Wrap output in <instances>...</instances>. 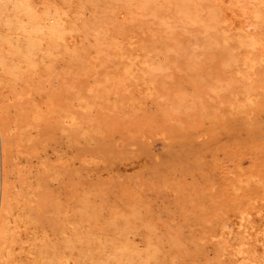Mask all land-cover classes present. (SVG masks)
<instances>
[{"label":"rangeland","instance_id":"obj_1","mask_svg":"<svg viewBox=\"0 0 264 264\" xmlns=\"http://www.w3.org/2000/svg\"><path fill=\"white\" fill-rule=\"evenodd\" d=\"M14 1L20 3L17 5ZM49 1L29 0L27 5V0L24 3L0 0V13L3 11L2 16L9 18V21L0 20L3 28L0 58L4 59L0 62L7 65L2 68L5 71H0V85L3 76L7 79L2 81L4 89L1 86L0 90L6 92H0L1 97L8 94V98L2 99H8L4 102L10 106L3 102L10 110L0 112L4 116L0 115L4 118L0 123L7 128L11 126L7 141L12 147L8 144L7 150L16 166L9 161V174L19 173L10 179L16 182L14 185L11 181L16 187L28 177L25 182L35 196L33 193L28 196L34 207L31 203V210L25 206L27 212L35 213L29 212V215L32 220H38L36 224L39 221L45 224L49 217L51 221L47 219L46 225L53 224L49 226V233L53 231V235L48 239L46 231L41 236L44 229L39 230L43 241H48L44 243L41 238L36 241L39 244L35 249H40H36L37 254L42 251L37 261L42 258L41 264L45 261L56 264L59 261L56 255H59L68 264L82 261V264H252L247 256L251 251L254 256H260L256 255L255 261L261 258L256 263L264 264V243H261L264 242V0H208L210 4L207 0H201L202 3L200 0H139L141 4L138 0H125L129 6L124 0ZM13 3L20 11L14 9ZM118 3L126 4V10ZM57 4L63 11L58 10ZM114 8H119V15ZM32 9L36 13L40 10L44 17L39 12L35 15ZM216 11L219 15L214 20L217 18L218 22L210 17ZM59 14L65 17L61 20ZM58 16L60 24L54 23ZM17 19L21 20L20 24ZM61 21L64 28L69 23L73 25L70 31L75 25L78 30L68 31L69 25L68 36L61 28ZM201 21H206V25ZM221 21L224 27L219 26ZM38 23H43L45 28ZM2 26L9 27L10 31L6 32ZM55 30L59 33L55 34L63 36L62 40L52 36ZM206 30L208 34L213 31L212 35ZM19 31L28 37L33 34L32 39L29 37L33 45ZM60 31L66 32L67 39ZM219 32L225 37V43L219 40L222 39ZM216 33L220 38H216ZM46 34L52 38L45 40ZM41 36L45 41L38 42ZM33 37L39 39L36 41ZM53 38L55 44V40L51 42ZM12 39L18 43H11ZM255 41L259 44H254ZM67 42L70 44L65 45L67 49L63 47L65 51L62 44ZM19 51L23 52L21 56ZM21 57L25 64L21 61L22 67H18L14 62L18 65ZM6 71H9L7 75ZM10 73L14 75L11 78ZM10 93L17 96L19 93L23 103L13 94L18 98L12 95L15 104ZM42 104H48V108ZM36 111L42 115L38 116ZM35 113L38 119L34 118ZM15 122L19 126L14 127ZM22 124L28 127L25 132ZM31 125H38L35 127L38 130ZM29 126L33 130L31 134ZM2 127L0 124V204ZM27 134H33L31 138L36 139L27 141L30 139ZM42 141L48 145H44L47 149L39 145ZM15 142L19 147L14 146ZM32 153L50 158L51 164H46L49 166L46 169L52 166V170L43 172L44 168L35 163L34 167ZM27 165L31 166L29 172H34V168L39 172L28 174ZM27 179L36 181L32 188L37 189L32 190V183ZM40 198L45 203L41 201L40 205ZM41 214L49 215L45 218ZM42 227L46 230L45 225L39 229ZM248 242L256 244L248 245ZM225 245L233 252L224 251ZM43 251L47 252L46 257L41 255ZM50 255L55 257L48 261Z\"/></svg>","mask_w":264,"mask_h":264},{"label":"bare ground","instance_id":"obj_2","mask_svg":"<svg viewBox=\"0 0 264 264\" xmlns=\"http://www.w3.org/2000/svg\"><path fill=\"white\" fill-rule=\"evenodd\" d=\"M3 1H5V0H3ZM8 1H9V0H7V2H8ZM28 1H29V0H27V5H29ZM43 1H44V0H43ZM48 1H49V0H48ZM50 1H52V2H53V1H54V2H57V1H55V0H50ZM50 1H49V2H50ZM126 1H127V0H126ZM138 1H139V0H138ZM193 1H194V0H193ZM200 1H201V0H200ZM204 1H205V0H204ZM207 1H208V0H207ZM207 1H206V2H207ZM212 1H213V0H212ZM212 1L210 0V2H212ZM7 2H6V3H7ZM25 2H26V1H25ZM30 2H31V1H30ZM58 2H61V3H62V0H61V1H58ZM58 2H57V3H58ZM63 2H64V0H63ZM124 2H125V0H124ZM127 2H128V1H127ZM141 2H142V0H141ZM210 2L208 1V4H210ZM217 2H218V1H217ZM0 3H1V2H0ZM2 3H3V2H2ZM9 3H10V2H9ZM14 3H15V1H14ZM14 3H13V5L17 4V3H15V4H14ZM19 3H20V2H19ZM19 3H18V4H19ZM22 3H24L23 0H22ZM67 3H68V2H67ZM125 3H126V2H125ZM143 3H144V2H143ZM143 3H142V5H143ZM145 3H146V2H145ZM196 3H197V2H195V4H196ZM199 3H200V2H199ZM201 3H202V1H201ZM4 4H5V3H4ZM18 4H17V5H18ZM42 4L44 5V3H42ZM51 4H52V3H51ZM54 4H56V3H54ZM63 4H64V3H63ZM65 4H66V3H65ZM109 4H110V3H109ZM122 4H123V3H122ZM126 4H127V3H126ZM126 4H125V5H126ZM139 4H141L140 1H139ZM204 4H207V3H204ZM211 4H212V3H211ZM1 5H2V4H1ZM21 5H22V4H21ZM24 5H25V4H24ZM30 5H31V3H30ZM46 5H47V4H46ZM52 5H53V4H52ZM52 5H51V6H52ZM69 5H70V4H69ZM69 5H67V6L70 7L71 5H70V6H69ZM116 5H117V4H116ZM116 5H115V6H116ZM118 5L120 6L119 3H118ZM125 5H124V6L121 5V6L125 9ZM127 5H128V4H127ZM197 5H198V3L196 4V6H197ZM218 5L221 6L220 3H219ZM11 6H12V2H11ZM15 6H16V5H15ZM15 6H14V7H15ZM25 6H26V5H25ZM25 6L22 5V7H25ZM31 6H32V5H31ZM47 6H48V5H47ZM54 6H55V5H54ZM60 6H62V4H61ZM67 6H66V7H67ZM73 6H74V5H73ZM121 6H120V7H121ZM128 6H129V5H128ZM128 6H127V7H128ZM12 7H13V6H12ZM20 7H21V6H20ZM22 7H21V8H22ZM29 7H30V6H27V7H25V9H26V8L28 9ZM42 7H43V6H42ZM57 7H59L58 4H57ZM57 7H56V8H57ZM109 7H110V6H109ZM116 7H117V6H116ZM127 7H126V8H127ZM211 7H213V6L211 5ZM17 8H18V7L16 6V8H14V9L17 10ZM49 8H50V7H49ZM53 8H55V7H53ZM62 8H64L65 10H67V8H65V6L62 7ZM216 8H217V7H216ZM3 9H4V8H3ZM3 9H2V10H3ZM12 9H13V8H12ZM22 9H23V8H22ZM29 9H31V7H30ZM34 9H35V11H36V8H34ZM34 9H32V13H36V12H33ZM47 9H48V7H47ZM47 9L44 10V11L46 12V14H47ZM57 9H58V8H57ZM60 9H61V7H59L58 10H60ZM75 9H76V8H75ZM109 9H110V8H109ZM114 9H115L116 11H114V10H112V11H114L115 14H118L119 12H117V10H118L119 8H118V9H117V8H114ZM120 9H121V8H120ZM127 9H128V8H127ZM142 9H143V8H142ZM219 9H220V8H219ZM219 9L217 10L218 12L221 11V9H220V10H219ZM16 10H15V12H16ZM18 10H19V8H18ZM41 10H42V8H41ZM55 10H56V9H55ZM61 10H62V9H61ZM68 10H69V9H68ZM68 10H67V11H68ZM72 10H73V9H72ZM125 10H126V9H125ZM19 11H20V10H19ZM24 11H25V10H24ZM62 11H63V10H62ZM67 11H66V12H67ZM73 11H74V10H73ZM73 11H72V12H73ZM79 11H80V10H79ZM112 11H109V12H110V13H113ZM119 11H122V9L119 10ZM217 11H216V14H215V15H211V16H210V17H213V20H214V16L219 15V13L217 14ZM15 12H14V13H15ZM27 12H29L30 15H32L30 11H27ZM27 12H26V13H27ZM38 12L41 13L40 10L38 11V9H37V13H36L35 15H37ZM60 12H61V11H60ZM116 12H117V13H116ZM3 13H4L3 11H2V13H0V14H1L0 20H1V18H5V16H4V17L2 16ZM19 13L21 14V12H19ZM19 13H18V15H19ZM24 13H25V12H24ZM24 13H22V14H24ZM29 13H27V14L29 15ZM57 13H58V12H57ZM61 13H64V12H61ZM69 13H71V12H69ZM74 13H76V12H74ZM74 13L72 14L73 16L75 15ZM120 13H121V12H120ZM124 13H125V15H126V14L129 13V12L127 11V13H126V12H124ZM186 13H187V11H186ZM188 13H189L188 15H190V12H189V11H188ZM5 14H6V13H5ZM22 14H21V15H22ZM44 14H45V13H44ZM55 14H56V11L54 12V14H53L52 17H54ZM64 14H65V13H64ZM64 14H63V15H60V14H59V15H60V18L63 17ZM67 14H68V13H67ZM113 14H114V13H113ZM113 14H112V15H113ZM129 14H130V13H129ZM3 15H4V14H3ZM41 15H42V13H41ZM41 15H40V16H41ZM48 15H51V14H48ZM48 15H47V17H49ZM70 15H71V14H70ZM70 15H69V16H70ZM118 15H119V14H118ZM192 15H194V14H191V16H192ZM209 15H210V14H209ZM15 16H16V15H15ZM15 16H14V17H15ZM24 16H25V15H24ZM24 16H22V17H23V20H24ZM26 16H27V15H26ZM32 16H33V15H32ZM38 16H39V15H38ZM38 16H37V17H38ZM40 16H39V17H40ZM42 16H43V15H42ZM42 16H41V18L43 19L44 16H43V17H42ZM45 16H46V15H45ZM65 16H66V14H65ZM65 16H64V17H65ZM129 16H130V15H129ZM129 16H128V18L130 19L131 17H129ZM182 16H183V14H182ZM185 16H186V14H185ZM191 16H190V17H191ZM6 17H7V16H6ZM10 17H11V16H10ZM14 17L12 16L11 18H14ZM27 17H28V16H27ZM27 17H26V18H27ZM47 17H46V19H47ZM66 17H67V16H66ZM113 17H114V16H113ZM183 17H184V16H183ZM183 17H182V18H183ZM187 17H189V16H187ZM194 17L197 18L196 16H194ZM17 18H19V17H17ZM26 18H25V19H26ZM30 18H31V16H30ZM33 18H34V17H33ZM60 18H59V16H58L57 19L59 20ZM74 18H75V17H74ZM74 18H73V19H74ZM109 18H110V17H109ZM185 18H186V17H185ZM192 18H193V16H192ZM218 18H219V16H218ZM5 19L8 20L9 18H5ZM5 19H3V22H6V21H7V20L4 21ZM14 19H15V18H14ZM19 19H20V18H19ZM35 19H36V17H35ZM35 19H33L31 22H33ZM37 19H38V18H37ZM42 19H41V20H42ZM50 19H52V18L50 17ZM68 19H69V17H67V19H65V20H67V22L72 23V22H71L72 20L69 21L70 19H69V20H68ZM71 19H72V16H71ZM110 19H113V18H110ZM197 19H198V18H197ZM209 19H210V18H209ZM216 19H217V18H216ZM216 19H215V20H216ZM15 20H16V19H15ZM23 20H22V21H23ZM26 20H27V19H26ZM38 20H40V19H38ZM38 20H36V21H38ZM41 20H40V21H41ZM48 20H49V18H48ZM48 20H47V22H48V24H49V21H50V20H49V21H48ZM58 20L56 21V20L54 19L53 21H56V22H54V23H56V24H58V23L60 24V20H59V22H58ZM61 20H62V18H61ZM63 20H64V18H63ZM130 20H131V19H130ZM177 20H178V19H177ZM182 20H183V19H182ZM190 20H191V18H190ZM190 20H189V21H190ZM199 20H200V18H199ZM215 20H214V21H215ZM1 21H2V20H1ZM8 21H9V20H8ZM17 21H18V19H17ZM17 21H15V23H16ZM19 21H21V20H19ZM19 21H18V23H19ZM53 21H52V23H53ZM113 21H115V19H114ZM113 21H112V22H113ZM179 21H181V17H180V20H179ZM189 21H187V22H189ZM207 21H209V20L207 19ZM216 21H217V20H216ZM224 21H225V20H224ZM224 21H223V22H224ZM3 22H2V23H3ZM12 22H14V21H12ZM28 22L31 23L30 21H27V24H28ZM45 22H46V20H45ZM45 22L43 21L44 24H45ZM63 22H64V21H61V28H62L63 31H64V29H65L66 32L68 33V31H70V29L72 28L73 25H71V24H69V23H66V24H68V27H70L69 25H71L70 28L67 27V28H68V31H67V28H66V27L64 28V27L62 26ZM127 22H129V21H127ZM190 22H191V21H190ZM201 22H202V21H201ZM201 22H200V24H201ZM209 22H212V21L210 20ZM217 22H218V21H217ZM223 22L221 21L219 24H221V23H223ZM7 23L10 24L9 22H7ZM24 23H25V21H24ZM33 23H34V22H33ZM43 23H42V25L39 24V23H38V24L41 25V26L43 27ZM179 23H180V22H179ZM183 23H186V19H185V22L183 21ZM183 23L181 22V24H183ZM192 23H193V20H192ZM192 23H191V24H192ZM202 23H205V25H206V21H205V22H202ZM259 23H260V22H259ZM3 24H4V23H3ZM19 24H20V23H19ZM31 24H32V23H31ZM36 24H37V22L35 23V27L38 26V25L36 26ZM50 24H51V22H50ZM50 24H49V25H50ZM66 24L64 23V25H66ZM73 24H74V23H73ZM219 24H218V25H219ZM225 24H226V23H225ZM4 25H5V24H4ZM17 25H18V24L16 23V26H17ZM21 25H22V23H21ZM21 25H20V26H21ZM52 25L55 26L54 24H52ZM208 25H209V24H208ZM216 25H217V24H216ZM0 26H1V24H0ZM10 26H11V25H10ZM13 26H14V25H13ZM13 26H12V27H13ZM20 26H19V27H20ZM24 26H25V24H24ZM24 26H23V30H25V29H24ZM44 26L46 27V24H45ZM66 26H67V25H66ZM75 26H77V25H75ZM75 26L73 27L74 29H72L71 31H74V30L77 31V30H78V26H77V28H75ZM201 26L203 27L202 24H201ZM201 26H200V27H201ZM209 26H210V25H209ZM219 26H220V27H222V26L224 27V25H222V24L219 25ZM2 27H4V26H2ZM14 27H15V26H14ZM27 27H28V26H27ZM29 27H30V26H29ZM29 27H28V28H29ZM31 27H33V25H32ZM42 27H39V29L42 28ZM45 27H43V28H45ZM212 27H214V26H212ZM212 27H211V28H212ZM260 27H261V26H260ZM5 28H6V27H4V29H5ZM16 28H18V27H16ZM48 28H49V29H48ZM48 28H47V29L49 30V33H51V27H48ZM217 28H218V27H217ZM2 29H3V28H2ZM2 29H1V27H0V30H2ZM18 29H19V28H18ZM20 29H21V27H20ZM30 29H31V28H30ZM36 29H37V28H36ZM36 29H35V30H36ZM39 29H37V30L40 31ZM47 29H46V32H47ZM52 29H53V28H52ZM206 29H208V26H207ZM218 29H219V28H218ZM12 30H14V29H12ZM12 30H11V31H12ZM23 30H21V31H23ZM28 30H29V29H28ZM31 30H32V29H31ZM33 30H34V29H33ZM37 30H36L35 32H37ZM201 30H202V28H201ZM204 30H205V28H204ZM214 30H215V29H214ZM3 31H5V30H3ZM9 31H10V30H9V27H8V29L6 28V32H9ZM53 31H54V30H52V32H53ZM56 31H57V30H55V32L52 33V34H54V35H52V34H51V35L54 36V37H57V36H58L57 34H59V33H57ZM63 31H60V32H62L63 35H64L66 32L64 33ZM71 31H70V32H71ZM206 31H207V30H206ZM0 32H2V31H0ZM14 32H15V31H14ZM17 32H18V30H17ZM25 32H27V30H25ZM25 32H24V33H25ZM29 32H32V31H29ZM35 32H32V33H34V36H36V35H35ZM41 32H42V31H41ZM41 32H39V33H41ZM46 32H44V33H46ZM208 32H209V31H207V34H208ZM212 32H213V31H212ZM212 32H211V33H212ZM21 33L23 34V32H20V31H19L18 34H21ZM55 33H57V34H55ZM72 33H74V32H72ZM204 33H205V31H204ZM211 33H210V34H211ZM219 33H220V32H219ZM1 34H2V33H1ZM22 34H21V36H24V35L26 36V34H24V35H22ZM29 34H31V33H29ZM36 34H37V33H36ZM47 34H48V33H47ZM47 34L44 36V37H47V38H45V40H46V39H50V37H51V36H50V37L48 38ZM210 34H208V35H210ZM214 34H215V31H214ZM214 34H213V35H214ZM216 34H217V33H216ZM220 34H221V33H220ZM220 34H219V35H220ZM8 35H9V34H7V36H8ZM12 35H13V34H12ZM12 35L10 34L9 36H12ZM14 35H16V34H14ZM32 35H33V34H31V37H32ZM41 35H43V34H41ZM56 35H57V36H56ZM60 35H61V34H60ZM67 35L69 36V33H68ZM67 35L65 34V36H66L65 38H66V39H67V37H68ZM211 35H212V34H211ZM211 35H210V36H211ZM217 35H218V34H217ZM219 35H218V36H219ZM16 36H17V35H16ZM38 36H39V35H38ZM70 36H71V34H70ZM210 36H208V40H207V42L209 41V39H210L209 37H210ZM218 36H216L217 39L220 38V36H219V37H218ZM0 37L2 38L3 36H0ZM27 37H28V36H26V38H27ZM29 37H30V36H29ZM29 37H28V39H29ZM31 37H30V38H31ZM59 37H60V36H58V38H59ZM62 37H63V36H62ZM62 37H60L61 40L63 39ZM71 37H72V36H71ZM71 37H69V38H71ZM214 37H215V35H214ZM214 37H213V38H214ZM222 37H223V36H222V34H221V38H222ZM254 37H255V36H254ZM1 38H0V40H1ZM5 38H6V37H4L3 39H5ZM51 38H52V37H51ZM58 38H57V39H58ZM65 38H64V39H65ZM69 38H68V39H69ZM224 38H225V37H224ZM224 38L219 39V40H223ZM31 39H32V38H31ZM31 39H29V44L31 43V41H30ZM33 39L37 41V40L39 39V37H38V38H34V37H33ZM60 39H59V41H60ZM211 39H212V38H211ZM217 39H216V40H217ZM6 40H7V39H6ZM40 40H41V41L38 40V42L45 41L44 39H42V36H41ZM54 40H55V38H53L52 41H51V40H50V41L53 42ZM214 40H215V39H214ZM216 40H215V41H216ZM224 40H225V39H224ZM224 40L222 41L223 43H225ZM10 41H11V43H12V42H15L14 44H17V43H18V42H16V40L13 41V39L10 40ZM25 41L27 42V39H26ZM50 41L48 40L47 42H49V44H50V43H51ZM59 41H58V43H59ZM63 41H66V40H63ZM68 41L71 42V40H68ZM211 41H212V40H210V42H211ZM3 42H5V41L3 40ZM3 42H2V43H3ZM7 42H8V41H7ZM33 42H34V41H33ZM70 42H69V43L67 42V43L62 44V45H63L62 48H63L66 44L69 45ZM102 42H103V40H102ZM207 42H206V43H207ZM217 42H219V41H217ZM220 42H221V41H220ZM36 43H37V42H36ZM45 43H46V42H43L44 46L46 45ZM55 43H56V40L54 41V44H55ZM208 43H209V42H208ZM31 44L33 45V43H31ZM60 44H61V42H60ZM60 44H58V45H60ZM213 44H214V42H213ZM215 44H217V43H215ZM254 44L258 45L259 42H258V41H255ZM35 45H36V44H35ZM51 45L53 46L52 43H51ZM51 45H49L50 48H51ZM98 45H100V44H98ZM101 45L104 46V44H101ZM209 45H210V43L208 44V48L210 47ZM10 46H11V45H10ZM12 46H15V47H16L17 45H13V44H12ZM40 46H41V43H40ZM40 46H38L39 49H40ZM42 46H43V45H42ZM44 46H43V47H44ZM102 46H101V47H102ZM0 47H1V42H0ZM15 47H14V48H15ZM23 47H24V46H23ZM23 47H22V48H23ZM38 47H37V48H38ZM60 47H61V45H60ZM67 47H68V46H67ZM67 47L65 46L66 49H67ZM206 47H207V46H206ZM211 47H213V45H212ZM12 48H13V47H12ZM20 48H21V47H20ZM34 48H35V47H34ZM34 48H33V49H34ZM45 48H46V47H45ZM65 48H63V50H65ZM15 49H17V47H16ZM15 49H12V50H15ZM24 49H25V48H24ZM24 49H23V50H24ZM30 49H31V48H30ZM39 49H38V50H39ZM43 49H44V48H42L41 50L43 51ZM47 49H48V48H47ZM206 49H207V48H206ZM12 50H11V52H12ZM18 50H21V49H19V47H18ZM23 50H22V51H23ZM26 50H27V48H26ZM31 50H32V49H31ZM41 50H40V51H41ZM49 50H51V49H49ZM49 50H47V51L49 52ZM61 50H62V49H61ZM63 50H62V51H63ZM22 51H19V52H18L19 55L21 54ZM28 51H30V50H28ZM47 51H45V52H47ZM65 51H66V50H65ZM65 51H64V52H65ZM32 52H33V51H32ZM34 52H35V50H34ZM36 52H37V50H36ZM22 53H23V52H22ZM26 53H29V52H26ZM14 54H15V53H13V55H14ZM16 54H17V52H16ZM16 54H15V55H16ZM31 54H32V53H31ZM43 54H44V53H42V55H43ZM10 55H11V53H10ZM48 55H50V54L48 53ZM63 55H64V54H63ZM8 56H9V55H8ZM20 56H21V55H20ZM43 56H44V55H43ZM43 56H42V57H43ZM45 56H46V53H45ZM12 57H14V56H12ZM17 57H18V55H17ZM24 57H25V55H24ZM30 57H31V55H30ZM34 57H35V53H34ZM34 57L32 56V58H34ZM7 58H10V57H7ZM7 58H6V60H8ZM21 58H22V57H21ZM25 58H26V57H25ZM25 58H24V59H25ZM44 58H45V57H44ZM2 59H3V58H2ZM2 59L0 58V61H1ZM10 59H11V58H10ZM34 59H36V58H34ZM12 60H13V59H12ZM14 60H15V59H14ZM22 60H23V58L20 59V61L18 60V62H19L18 65L16 64V62H14V61H13V62H14V64H15L16 66H18V67H22V66H19V65H21L20 63H21ZM25 60H26V59H25ZM28 60L30 61V59H27L26 61H28ZM3 61H4V59H3ZM10 61H11V60H10ZM15 61H16V60H15ZM32 61H33V60H32ZM1 62H2V61H1ZM1 62H0V65H1L2 67H1L0 71L3 72V71H5V68H4V70H3L2 68H3L4 66H7V65H4V66H3L2 64H4V63L1 64ZM6 62H7V61H6ZM18 62H17V63H18ZM24 62H25V61H22V63H24ZM7 63H8V62H7ZM11 63H12V62H10V65H9L10 67L12 66ZM24 64H25V63H24ZM26 65H27V64H26ZM16 66H15V68H16ZM30 66H32V64H30ZM30 66H29V67H30ZM18 67H17V68H18ZM26 67H27V66H26ZM13 68H14V66H13ZM13 68H12V70H15V68H14V69H13ZM27 68H28V67H27ZM6 69H7V68H6ZM19 69H20V68H19ZM28 69H29V68H28ZM10 70H11V68H10ZM17 70H18V69H17ZM2 72H1V73H2ZM10 72H11V71H10ZM15 72H16V71H15ZM1 73H0V74H1ZM6 73H7V71L5 72V74H6ZM8 73H9V71H8ZM8 73H7V74H8ZM12 73H13V72H12ZM7 74H6V75H7ZM10 74H11V73H10ZM10 74H9V75H10ZM6 75H5V76H6ZM9 75H8V76H9ZM13 76H14V75H13ZM13 76H12V74H11L9 78H11V77H13ZM1 77H2V76H1ZM2 78H3L5 81L7 80V79H5L6 77H4V76H3ZM7 78H8V77H7ZM4 80H2V81H4ZM2 81H1V85H0V87L2 86V88H3V87H4V86H3V85H4V82L2 83ZM2 84H3V85H2ZM2 88H1V89H2ZM3 89H4V88H3ZM0 91H1L2 93H3V92H4V93L6 92L5 90H4V91L0 90ZM39 91H40V90H39ZM39 91H38V92L36 91V93H39ZM1 92H0V112L3 113L4 110H10V109H6V108L4 107V105H3L4 103L7 104V103L4 102V101H7L8 99H7V100H4V101H3V99L6 98V97L8 98V94H7V96H6L5 94H4V95L2 94L3 96L1 97ZM31 92H33V91H31ZM13 94H14V93H13ZM13 94L10 93V95H11V99H12L13 97L17 96V95H15V94H14V95H15V96H14ZM17 94H18V96H19V93H17ZM39 94H40V93H39ZM12 95H13V97H12ZM21 95L23 96L24 94L20 93V96H21ZM5 96H6V97H5ZM18 96H17V97H18ZM35 97H36V96H35ZM35 97H34V98H35ZM2 98H3V99H2ZM18 98H20V97H18ZM18 98L15 97L16 100H17ZM21 98H22V97H21ZM21 98L18 99V101L20 100V102L23 103V100H24V99H22V101H21ZM36 98H38V97H36ZM39 98H40V97H39ZM12 100H13V102L16 104V101H14V99H12ZM39 100H40V99H39ZM43 100L45 101V100H47V99H43ZM28 101H30V100H28ZM3 102H4V103H3ZM11 102H12V101H11ZM13 102H12V105H11L12 107L15 106V104H14V106H13ZM30 102L33 103V100H31ZM25 103H26V100H25ZM25 103H24V104H25ZM31 103H30V104H31ZM35 103L37 104V101H35ZM43 103H44V102H43ZM46 103H47V102H46ZM17 104H18V103H17ZM19 104H20V103H19ZM33 104H34V103H33ZM20 105H22V104H20ZM27 105H28V102H27ZM31 105H32V104H31ZM42 105L45 106L44 104H42ZM49 105H50V102H49ZM6 106L8 107V104H7ZM22 106H23V105H22ZM25 106H26V104H25ZM28 106H29V105H28ZM31 107H32V106H31ZM8 108H10V106H9ZM33 108H36V107L33 106ZM38 108H39V106L37 107V110H38ZM45 108H48V104H47V106H45ZM11 109H12V108H11ZM17 109H18V107L16 106V109H14V110L17 111ZM41 109H42V108H41ZM27 110H28V108H27ZM29 110H30V109H29ZM31 110H32V108H31ZM39 110H40V109H39ZM48 110H49V109H48ZM16 111H15V112H16ZM34 111H35V109H34L32 112L34 113ZM43 111L45 112V109H44ZM10 112H11V111H10ZM10 112H7V113L9 114ZM25 112H26V111H25ZM25 112H24V114H26ZM28 112H29V111H28ZM28 112H27V113H28ZM40 112L42 113V110H41ZM46 112H47V111H46ZM13 113H14V112H13ZM36 113H37V111H36ZM36 113H35V117H34V118H36V115L39 114V111H38L37 114H36ZM41 113H40L38 116H41V115H42ZM10 114H11V113H10ZM0 115L3 116L2 114H0ZM4 115H5V113H4ZM6 115H7V114H6ZM6 115H5V116H6ZM27 115H29V114H27ZM7 116H8V115H7ZM7 116H6V117H7ZM12 116H13V114H12ZM25 116H26V115H25ZM31 116H33V115H31ZM31 116H30V119L33 118V117L31 118ZM3 117H4V116H3ZM8 118H9V117H8ZM8 118H7V119H8ZM24 118H25V117H24ZM34 118H33V119H34ZM39 118H40V117H39ZM0 119H2V118H0ZM9 119L11 120L12 117L9 118ZM36 119H38V117H37ZM36 119H35V120H36ZM3 120H4V118L2 119V121H3ZM25 121H26V120H25ZM9 122H11V121H9ZM9 122H8V124H9ZM28 122H29V121H28ZM30 122H31V121H30ZM2 123H3V122H2ZM2 123H0V124L3 126V127H2V130H1V136H2L1 138H2V144H3V152H2V162H3V168H2V169H3V185H2V193H1V196H2V197H1V204H0V264H41L40 262H42V261H44V260H42V258H40L41 260L38 259V261H37V256H39V255H40L39 253L42 252V251H38V254H37V250H38L39 248H38V249L36 248V249H37V250H36L35 247H38L37 244H39V243L36 242V241H37L39 238H41V236L43 235V233H44L45 231H46V232H45V236H46L47 239H48L49 235H50V237H51V235H53V231H52L53 229H51L52 234L49 233V228H51V227H49V226H51V225L53 226V224H51V222H50L51 225H50L49 223H48L49 225L47 224L48 226L46 225V222H48V220H49L50 217H49V218H46L45 215L48 216L50 213H49V214H44V215L41 214V215H43V216L46 218V219H45L46 222H45V224L43 223L44 221L42 222L43 224L41 223V221H39V222H40V225H41V226H43V225L46 226V230H45V228H43V227L39 229V226H40V225L38 224L39 222L36 224V222H37L38 220H35V219H34V218L36 217L37 214L35 215V217H34V215H32V216L34 217V218H33V217H32V218L35 220V222H34V220H32L31 217H30L31 214H32L33 212L30 211V210H31L30 206L32 205V203L30 202L28 196H29L31 193H33V192L30 191V190H28L29 185L25 182V179L28 178V177H26L25 179L23 178L24 180H23L22 182H20V183L18 184V186H16V187L13 186L14 181H12L10 178H11L12 176H16V175L19 176V175H18L19 173H18V174L16 173L15 175H12V176H10L11 174H9V169H10V168H9V167H10V166H9V161L11 160L10 162L12 163L13 160H14V159L11 158L12 155H10V157H9V153H10V152H8L9 148H7L8 144H9V146H10V143H8V141H7V137L9 136V135H8V129H9V127H11V126L9 125V127L7 128V125H6V124L3 125ZM4 123H7V122H4ZM11 123H12V122H11ZM22 123H23V122H22ZM23 124H25V123H23ZM23 124H22L21 126H24ZM26 124H27V123H26ZM27 125H28V124H27ZM13 126L15 127V126H19V125H16V122H15V125H13ZM31 126H32V125H31ZM31 126H29V127H30V128H29V129H30V134H31V130H32ZM33 126H34L33 129H36L35 127L38 126V125H36V126L33 125ZM33 126H32V127H33ZM14 127H13V128H14ZM45 127H46V126H45ZM20 128H22V127H20ZM26 128H28V127L25 125V126L23 127V130H22V131L25 132L26 130H28V129H26ZM11 129H12V128H11ZM25 129H26V130H25ZM9 130H10V129H9ZM13 130H14V129H13ZM36 130H38V128H37ZM36 130H35V132H37ZM45 130H46V129H45ZM45 130L42 129L41 131H45ZM15 131H16V129H15ZM17 131H18V130H17ZM22 131L19 130L18 133H20V132H22ZM32 131H33V130H32ZM27 132H28V131H27ZM27 132H26V133H27ZM35 132H34V133H35ZM12 133H13V132H12ZM14 133H15V132H14ZM22 133H23V132H22ZM22 133H20V134H22ZM28 133H29V132H28ZM38 133L41 134L40 130L38 131ZM15 134H16V133H15ZM20 134L17 135L18 138L20 137V136H19ZM24 134H25V133H24ZM24 134H23V135H24ZM30 134H27V135L29 136ZM40 134H37V135H40ZM10 135H11V134H10ZM23 135H22V136H23ZM25 135H26V134H25ZM32 135H33V134H32ZM32 135L29 136L30 139L27 140V141H31V139L34 141V140L36 139V138L33 139V137L31 138ZM37 135H34V137L37 136ZM42 135H43V132H42ZM44 135H45V134H44ZM44 135H43V137H44ZM11 136H12V135H11ZM17 136H16V137H17ZM22 136H21V137H22ZM40 136H41V135H40ZM40 136H39V137H40ZM12 137H13V136H12ZM16 137L13 138V139L16 140ZM24 137L27 138V136H24ZM43 137H42V138H43ZM8 138H9V137H8ZM10 138H11V137H10ZM22 138H23V137H22ZM22 138H20L19 141H21ZM26 138H25V139H26ZM37 138H38V137H37ZM23 139H24V138H23ZM40 139H41V138H40ZM43 139H44V138H43ZM17 140H18V139H17ZM41 140H42V139H41ZM33 141H32V142H33ZM13 142H14V141H13ZM37 142H38V141H37ZM17 143H18V142H17ZM17 143H16V142L14 143V144H15V145H14L15 147H16ZM33 143H35V142H33ZM11 144H12V143H11ZM18 144H19V143H18ZM41 144H42L43 148H44L45 146H48V145H45V144H44V145H45V146H44V145H43V141H42V143H39V145H41ZM35 145H36V144H35ZM37 145H38V144H37ZM37 145H36V146H37ZM9 146H8V147H9ZM14 146H13V147H14ZM17 146H18V145H17ZM32 146H34V145H32ZM36 146H35V147H36ZM42 146H40V147H42ZM10 147H12V146H10ZM18 147H19V146H18ZM37 147H39V146H37ZM37 147H36V149H37ZM43 148H42V149H43ZM47 148H48V147H47ZM47 148H44V149H47ZM7 149H8V150H7ZM10 149H11V148H10ZM42 149H41V152L44 151V150H42ZM10 151H12V149H11ZM33 151H34V150H33ZM37 151H38V149L36 150V153L38 154ZM41 152H40V153H41ZM44 152H45L46 154H48L47 151H44ZM30 153H31V152H30ZM36 153H34V154H36ZM11 154H12V153H11ZM37 154H36V155H33V153H32V155H31L32 159H34V160L36 161V162H33V164L35 163V164H39L38 166H42V167L44 168V171H43V172H45V170H47V169H48V171L50 172V170H52V169H50L52 166H51L50 168H47V169H46V167H49L48 165L46 166V164L50 163V158H48L45 154H44V155H45L46 158L43 157L44 155L41 156V157H39V155H37ZM41 154H42V153H41ZM53 154H54V153H53ZM29 155H30V154H29ZM48 155H49V154H48ZM50 155H51V153H50ZM50 155H49V156H50ZM54 156H55V155H54ZM31 157L29 156V158H31ZM42 157H43V159H42ZM10 158H11V159H10ZM17 158H18V157H17ZM17 158H16V159H17ZM61 158H62V157H61ZM18 159H19V158H18ZM18 159H17V160H18ZM32 159H30L31 162H32ZM48 159H49V160H48ZM53 159H54V158H53ZM53 159H52V160H53ZM55 159H56V158H55ZM59 159H60V158H59ZM17 160H16V161H17ZM19 160H20V159H19ZM21 160H22V159H21ZM23 160H25V159H23ZM26 163H27V162H26ZM12 164L14 165V163H12ZM30 164H32V163H30ZM30 164H29V165H30ZM33 164L31 165L32 167H33ZM35 164H34V167H35ZM50 164H51V163H50ZM13 165H11V166H13ZM15 166H16V165H14V167H15ZM31 166H30V167H31ZM38 166H36V168H37ZM53 166H54V165H53ZM14 167H13V168H14ZM28 167H29V166L27 165V171H28ZM30 167H29V168H30ZM39 168H40V167H39ZM39 168H38V169H39ZM41 169H42V168H41ZM49 169H50V170H49ZM22 170H23V169H22ZM33 170H34V172H32V171L29 172V171H30V170H29L27 173H28V174H29V173H30V174H31V173H35V172H36L35 170H37V169L34 168ZM42 170H43V169H42ZM53 170H54V169H53ZM18 171H19V170H18ZM20 171H21V170H20ZM20 171H19V172H20ZM37 171H38V170H37ZM11 172H12V171H11ZM16 172H17V171H16ZM38 172H39V171H38ZM46 172H47V171H46ZM49 172H48V173H49ZM51 172H52V171H51ZM20 173H21V172H20ZM23 173H24V170H23ZM40 173H41V172H40ZM48 173H47V174H48ZM12 174H14V173H12ZM24 174H25V173H24ZM45 174H46V173H45ZM36 175H37V177H39V176H38V173H36ZM21 176L23 177L22 174H20V177H21ZM24 176H25V175H24ZM31 176H32V178H33L34 174L31 175ZM20 177H18V179L21 181L22 179H20ZM35 177H36V176H35ZM54 178H55V177H54ZM13 179H14V177H13ZM15 179H17V177H15ZM15 179H14V180H15ZM29 180H31V179H27V182H28ZM11 181L13 182V184L11 183ZM31 181H32V180H31ZM31 181H29L28 183H29V184L32 183ZM33 181H35V180H33ZM39 181H40V180L38 179L37 182H39ZM1 182H2V180H1ZM35 182H36V181H35ZM35 182H33V183H35ZM33 183H32V185L30 186V188H31L32 190L37 189V188H34V189L32 188V187L35 186V185L33 186ZM15 184H16V182H15ZM15 184H14V185H15ZM36 187H39V186L36 185ZM42 187H43V186H42ZM34 193H35V192H34ZM34 193H33V195H34ZM44 194H45V193H44ZM47 194H48V193H47ZM34 196H35V195H34ZM41 196H42V195H41ZM30 197H31V196H30ZM43 198H44V197H43ZM33 199H34V198H33ZM44 199H45V198H44ZM44 199L41 200V198H40V201H39V202H40V203H39L40 205H41V201H44ZM47 199H48V198H47ZM31 200H32V199H31ZM34 200H35V199H34ZM45 200H46V199H45ZM46 201H47V200H46ZM32 202H34V204H35V201H32ZM37 202H38V201H37ZM48 202H50V201H48ZM30 203H31V205H30ZM44 203H45V201H44ZM48 204H50V203H48ZM27 205L29 206L28 208L30 209L28 212H27L28 209L26 210L27 207L25 208V206H27ZM32 206L34 207V205H32ZM42 206H43V205H42ZM42 206H40V207H42ZM33 207H32V210L34 209ZM37 207H38V205H36L35 208H37ZM42 208H44V207H42ZM49 208H50V206H49ZM49 208H48V209H49ZM38 209H39V208H38ZM44 209H46V208H44ZM44 209H43V210H44ZM39 211H40V210H39ZM29 212H31L30 215H29ZM34 212H36V211L34 210ZM41 212H42V211H41ZM36 213H38V212H36ZM42 213H44V212H42ZM33 214H35V213H33ZM38 217H40V216H37L36 218H38ZM44 217H42L43 219H42L41 217L38 218V219L44 220ZM47 219H48V220H47ZM49 221H51V220H49ZM38 225H39V226H38ZM42 229H44V231L41 233L39 230H42ZM80 229L82 230V228H80ZM80 229H79V230H80ZM76 230H78V228H77ZM81 230H80V231H81ZM78 232H79V231H78ZM39 233H41V236H40ZM78 236H80V235L78 234ZM41 239H42V238H41ZM41 239H40V240H41ZM77 239H78V238H77ZM44 240H45V239H44ZM79 240L81 241L80 238H79ZM253 240H254V239H253ZM253 240H252V241H253ZM258 240H259V239H257V241H258ZM41 241H43V239H42ZM46 241H48V240H45V241H43V242H44V243H47ZM74 241H75V240H74ZM76 241H77V240H76ZM254 241H255V240H254ZM257 241H256V242H257ZM259 241L261 242L262 240H259ZM263 241H264V240H263ZM34 242L36 243V245H35ZM49 242H52V240H50ZM78 242H79V241H78ZM256 242H255V243L253 242L254 244H253L252 242H248V243H249L248 245L253 244V245L255 246ZM41 243H42V242H41ZM44 243H42L43 246H44ZM238 243H239V242H238ZM257 243H258V242H257ZM261 243H264V242H261ZM42 244H41V245H42ZM48 244H49V243H48ZM228 244L230 245V243L227 241V245H228ZM242 244L244 245V242L242 243V241H241V245H242ZM246 244H247V243H246ZM41 245H40V246H41ZM45 245H46V244H45ZM238 245H239V244H238ZM253 245H252V246H253ZM47 246H48V245H47ZM47 246H46V248L49 247V246H48V247H47ZM244 246H245V245H244ZM262 246H263V245H262ZM262 246H261V247H262ZM50 247H51V245H50ZM224 247L226 248V247H228V246L225 245ZM229 247H230V246H229ZM229 247H228V249H229ZM249 247H250V246H249ZM40 248H41V247H40ZM42 248H43V247H42ZM42 248H41V249H42ZM225 248H224V251H225V250L227 251L228 249H227V248L225 249ZM239 248H240V245H239ZM247 248H248V246H247ZM247 248H244L243 250H245V249H247ZM250 248H251V247H250ZM254 248H255V247H253V250H254ZM51 249H52V247H51ZM51 249H49V251H50ZM251 249H252V248H251ZM255 249H256V248H255ZM257 249H259V248L257 247ZM260 249H261V248H260ZM39 250H40V249H39ZM43 250H44V248H43ZM52 250H53V249H52ZM52 250H51V251H52ZM81 250H82V249H81ZM241 250H242V249H241ZM243 250H242V251H243ZM249 250H250V249H248V251H249ZM263 250H264V249H263ZM82 251H83V250H82ZM229 251H230V250H228L227 252H229ZM43 252H44V253H43V254L41 253V255L43 256V255L45 254L44 257H46V253H47V252H46V251H43ZM45 252H46V253H45ZM79 252H80V251H79ZM232 252H233V251H230V253H232ZM238 252H240V251H238ZM238 252H237V253H238ZM254 252H255V251H254ZM245 253H246V251L243 252V254H245ZM247 253H248L247 256H249L248 259L251 261L252 264H258V263H256V262H257L258 260L261 261V260H260L261 258L259 259V257H260L259 255L256 254V255L259 256V257H258V260L255 261L256 258H257V257H255L256 255L254 256L255 253L253 254V252H251V251H250V252H247ZM51 254L53 255V254H55V253L52 252ZM81 254H82V252H81ZM234 254L236 255V253H234ZM48 255H49V253H48ZM229 255H231V254H228V256H229ZM50 256H51V255H50ZM50 256H49V258L47 257V258L49 259L48 261H50V258H51V259H54V257H55V256H54V257L52 258V256H51V257H50ZM58 256H59V255H56L57 258H55V259H56V260L59 259V261H61V259H60ZM241 256H242V258L244 259V255H241ZM261 256H263V255L261 254ZM39 257H41V256H39ZM39 257H38V258H39ZM44 257H43V259H44ZM78 257H79V256H78ZM82 257H83V259L85 258L84 256H82ZM232 257H233V254H232ZM235 257H236V256H235ZM47 258H45V259L47 260ZM239 258H241V257L239 256ZM239 258H238V256H237V259H239ZM262 258H263V257H262ZM77 259H78V258H77ZM230 259H231V256H230ZM232 259H233V258H232ZM234 259H235V258H234ZM245 259H246V258H245ZM245 259H244V260H245ZM254 259H255V260H254ZM84 260H85V259H84ZM244 260H243V261H244ZM53 261H54V260H53ZM59 261H57L58 264H68V262L65 263V262H63V261H61V263H59ZM64 261H65V259H64ZM77 261H78V260H77ZM79 261L81 262L82 260H79ZM247 261H248V260H247ZM45 262H46L45 264H51V263H52V262H47V261H45ZM82 262H83V261H82ZM82 262H81V264H82ZM84 262H85V261H84ZM53 263H55V262H53ZM53 263H52V264H53ZM57 263H56V264H57ZM75 263H76V262H75ZM261 263H263V262H261ZM72 264H73V263H72ZM83 264H84V263H83ZM242 264H243V263H242ZM245 264H246V263H245ZM247 264H250V263H247Z\"/></svg>","mask_w":264,"mask_h":264}]
</instances>
